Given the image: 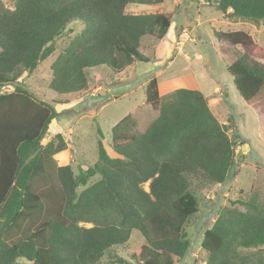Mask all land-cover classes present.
Instances as JSON below:
<instances>
[{
	"label": "trees",
	"instance_id": "obj_1",
	"mask_svg": "<svg viewBox=\"0 0 264 264\" xmlns=\"http://www.w3.org/2000/svg\"><path fill=\"white\" fill-rule=\"evenodd\" d=\"M166 1L0 2V87L13 85L0 92V264H175L186 255L185 227L199 209L196 188L222 184L235 163L236 137L204 93L178 87L160 95L157 78L150 77L144 104L158 115L144 124V106L124 115L110 129L116 156L99 141L96 161L75 173L54 157L66 148L60 134L42 143L58 101L41 99L19 80L54 54L55 40L73 20L83 27L49 65L53 91L86 89V69L93 66L121 71L148 62L141 39L162 38L172 15L126 13L125 7ZM200 1L264 22V0ZM213 33L219 45L229 46L225 68L239 97L264 119V46L241 29ZM133 230L143 238L133 260L111 252L126 245ZM202 235L203 264H264V202L241 191Z\"/></svg>",
	"mask_w": 264,
	"mask_h": 264
},
{
	"label": "rangeland",
	"instance_id": "obj_2",
	"mask_svg": "<svg viewBox=\"0 0 264 264\" xmlns=\"http://www.w3.org/2000/svg\"><path fill=\"white\" fill-rule=\"evenodd\" d=\"M13 1L0 0L7 7H11ZM125 12H164L172 15L162 38L146 36L141 39L139 50L149 58L148 62L135 61L121 71H112L102 65L93 66L86 69V89L67 94L53 91L48 86L51 75L49 65L59 50L83 27L79 20H73L55 40L54 54L40 62L32 73L24 72L19 78L20 84L33 90L41 99L58 101L55 104L58 115L51 121L42 143L56 142L55 135L60 134L66 148L54 157L60 165H71L75 173L96 161L99 141L110 156H116L109 146L110 129L124 115L143 106L141 113L145 114V118L142 124L158 115V110L144 104L148 78L158 76L160 95L178 87L198 89L199 86L203 89L212 113L227 127L228 134L236 137L235 163L226 180L222 184L196 188L199 209L185 227L190 246L186 255L175 262L203 264L202 234L212 225L219 210L240 196L241 191L254 192L264 202V119L257 117L239 97L225 68L226 59L231 56L229 46L224 43L219 45L213 32L241 29L264 46V22L256 25L200 0H167L157 7L128 4ZM12 89L13 85L9 84L0 87V92ZM261 114H264V108ZM241 140L245 142L241 143ZM97 178L92 177L89 183ZM143 187L147 190L148 183H144ZM90 225L85 223V226ZM142 243L139 232L133 230L127 244L114 246L111 252L133 260L132 254Z\"/></svg>",
	"mask_w": 264,
	"mask_h": 264
},
{
	"label": "crops",
	"instance_id": "obj_3",
	"mask_svg": "<svg viewBox=\"0 0 264 264\" xmlns=\"http://www.w3.org/2000/svg\"><path fill=\"white\" fill-rule=\"evenodd\" d=\"M201 2H202V1H201ZM203 3L206 4L204 1H203ZM228 15H230V14H228ZM252 37H253V36H252ZM253 38H254V37H253ZM180 48H181V47H180ZM178 51H179V50H178ZM186 57L188 58V56H186ZM161 74H162V73H161ZM152 77H156V78H157L158 76H155V75H154V76H152ZM180 78H181V77H180ZM148 79H149V78H148ZM157 81H158V79H157ZM195 84H196V83H195ZM186 88H189V87H186ZM216 88H217V87H216ZM218 88H220V87L218 86ZM198 89L201 90V91L205 94V96H206V92H205L203 89H201L199 86H198ZM214 95H215V94H214Z\"/></svg>",
	"mask_w": 264,
	"mask_h": 264
}]
</instances>
